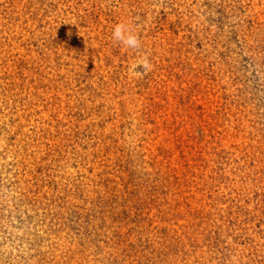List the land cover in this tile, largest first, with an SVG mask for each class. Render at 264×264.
I'll return each mask as SVG.
<instances>
[{"label": "rangeland", "instance_id": "obj_1", "mask_svg": "<svg viewBox=\"0 0 264 264\" xmlns=\"http://www.w3.org/2000/svg\"><path fill=\"white\" fill-rule=\"evenodd\" d=\"M0 264H264V0H0Z\"/></svg>", "mask_w": 264, "mask_h": 264}, {"label": "clouds", "instance_id": "obj_2", "mask_svg": "<svg viewBox=\"0 0 264 264\" xmlns=\"http://www.w3.org/2000/svg\"><path fill=\"white\" fill-rule=\"evenodd\" d=\"M113 38L121 42L126 47L139 48L140 39L136 34H133V31L129 26L123 22L117 23L113 28ZM136 67H142L145 70V73L150 70L151 65L148 62L147 57L145 56L143 61L138 63Z\"/></svg>", "mask_w": 264, "mask_h": 264}]
</instances>
